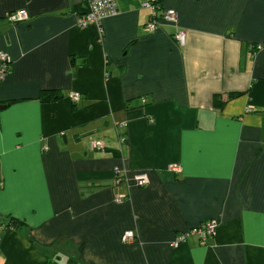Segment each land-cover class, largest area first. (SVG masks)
I'll list each match as a JSON object with an SVG mask.
<instances>
[{"label": "crops", "instance_id": "0c3cea01", "mask_svg": "<svg viewBox=\"0 0 264 264\" xmlns=\"http://www.w3.org/2000/svg\"><path fill=\"white\" fill-rule=\"evenodd\" d=\"M158 2L146 30L141 0L84 27L80 0H0V264H264V0Z\"/></svg>", "mask_w": 264, "mask_h": 264}, {"label": "built area", "instance_id": "2783aa9c", "mask_svg": "<svg viewBox=\"0 0 264 264\" xmlns=\"http://www.w3.org/2000/svg\"><path fill=\"white\" fill-rule=\"evenodd\" d=\"M82 5V10L76 15V23L78 26H88L90 24L99 25L101 20L107 16L115 15L118 12L117 0H80ZM141 6L150 11L149 18L145 23L144 28L146 30H153L156 26L162 22H175L177 18V13L172 8H162L158 0H141ZM6 19L9 22L15 23L27 19V14L23 9H18L11 11L6 15ZM175 40L178 44L183 45L186 40L185 31L182 29H177L173 34ZM260 47V46H259ZM11 69V58L9 54L0 50V81L5 78ZM73 101H78L80 99V94L78 92H73L70 94ZM123 125V124H120ZM119 142L124 143L126 137L124 135L119 136ZM91 147L102 149V144L98 140L91 141ZM175 172L180 171L179 166L171 167ZM118 172V169L115 170ZM123 179L122 176L116 177V181ZM134 181L138 185H144L147 183V175L144 172L137 173L134 176ZM123 195H119L116 200L122 202L124 200ZM4 228V225L0 222V231ZM217 223L215 220H206L196 227L188 229L186 231L179 232L175 235L172 246L176 247L180 243L185 242L189 237L195 236L200 243L206 244L207 239L213 236L216 232ZM135 240V235L132 231H125L122 235L123 242H131Z\"/></svg>", "mask_w": 264, "mask_h": 264}, {"label": "trees", "instance_id": "16d2710c", "mask_svg": "<svg viewBox=\"0 0 264 264\" xmlns=\"http://www.w3.org/2000/svg\"><path fill=\"white\" fill-rule=\"evenodd\" d=\"M81 8H82V5H81ZM237 94H238L237 92H232V93L229 94V96H231V95H237ZM57 97H59V96L57 95ZM23 224L24 223L21 220L15 218V217H8V218H6V222L3 225H4V227H12V228L18 229Z\"/></svg>", "mask_w": 264, "mask_h": 264}]
</instances>
